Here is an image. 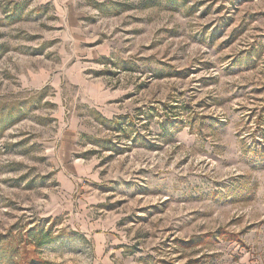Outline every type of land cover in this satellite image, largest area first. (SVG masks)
I'll list each match as a JSON object with an SVG mask.
<instances>
[{"label": "rangeland", "instance_id": "1", "mask_svg": "<svg viewBox=\"0 0 264 264\" xmlns=\"http://www.w3.org/2000/svg\"><path fill=\"white\" fill-rule=\"evenodd\" d=\"M74 70L123 129L64 195ZM0 264H264V0H0Z\"/></svg>", "mask_w": 264, "mask_h": 264}, {"label": "crops", "instance_id": "2", "mask_svg": "<svg viewBox=\"0 0 264 264\" xmlns=\"http://www.w3.org/2000/svg\"><path fill=\"white\" fill-rule=\"evenodd\" d=\"M54 1L45 0L47 3ZM67 74L68 79L72 76H74V80L79 79V83H68V86L82 91L86 105L80 108L84 113H80L77 108L72 110L70 126L60 135L57 180L62 185L64 195L74 191L72 177L89 178L93 181V185L98 186L96 182H101L99 172L101 168L92 160L93 155L99 154L101 151L110 153L115 150L111 144L106 147L99 144L97 141L99 138L92 133L87 122L84 121L86 114L94 117L103 127L123 129V118L116 117L113 110L106 106L116 100L110 91L105 90L101 83L95 84L86 81L81 70L68 71Z\"/></svg>", "mask_w": 264, "mask_h": 264}, {"label": "trees", "instance_id": "3", "mask_svg": "<svg viewBox=\"0 0 264 264\" xmlns=\"http://www.w3.org/2000/svg\"><path fill=\"white\" fill-rule=\"evenodd\" d=\"M238 240V242L240 243V245H244L243 244V241H241L240 239H237Z\"/></svg>", "mask_w": 264, "mask_h": 264}]
</instances>
